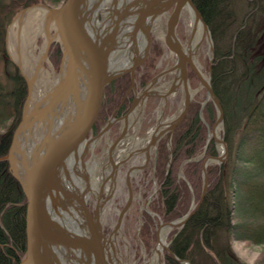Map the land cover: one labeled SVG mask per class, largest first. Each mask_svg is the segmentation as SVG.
<instances>
[{"label":"trees","instance_id":"1","mask_svg":"<svg viewBox=\"0 0 264 264\" xmlns=\"http://www.w3.org/2000/svg\"><path fill=\"white\" fill-rule=\"evenodd\" d=\"M64 1L0 0V60L10 64L6 35L17 12L38 2L56 7ZM193 2L214 42L212 86L224 109L229 155L225 163L207 166V195L188 222L170 232L169 250L164 249L161 263L183 264L176 255L191 264H245L235 254L232 241L264 245V0H246L241 19L234 0ZM53 46L51 59L58 68L63 53L59 43ZM156 50L161 54L157 43L143 69L149 68ZM7 70L12 87L0 81V157L9 151L28 94L27 82L18 68ZM130 84V75L113 81L106 89L104 107L118 104ZM205 98L196 97L191 102L170 139L171 148L169 137L159 146L156 178L160 188L142 213L139 232L148 256L157 243L159 224L184 216L192 202L199 201L203 162L219 154L215 140L209 137L218 112L212 100L202 109ZM102 121L99 118L97 128ZM236 130L239 133L233 142ZM26 203L27 196L9 162L0 161V264H19L25 254ZM259 262H264V255Z\"/></svg>","mask_w":264,"mask_h":264},{"label":"water","instance_id":"2","mask_svg":"<svg viewBox=\"0 0 264 264\" xmlns=\"http://www.w3.org/2000/svg\"><path fill=\"white\" fill-rule=\"evenodd\" d=\"M141 1L144 2L139 7ZM123 2L124 6L118 11L121 1L110 0L107 12L101 8L107 0H65L56 7L39 3L17 12L7 28L6 41L11 38L12 26L19 18L34 8H41L45 12L46 24L43 32L47 36L44 59L47 58L53 41L60 42L63 53L60 71L55 80L45 94L36 98H34L36 76L29 77L22 71L21 61L18 64L27 82L28 94L9 151L5 156L0 157V161L9 162L13 175L19 180L27 196V246L19 264H65L58 260L56 253L51 251L54 247L65 251L68 264H71L72 259L84 264L85 253L88 255L86 264H122L118 258L116 259V253L119 254L118 251L116 252V235L133 201L131 187L133 169L128 172L129 198L119 213L113 233L106 236L101 214L105 203L111 197L109 192L107 198H103L102 190L107 177L103 179L101 189L97 193L98 205L96 212L93 213L89 200L91 194L96 193L89 187L87 175L85 177L88 181L87 185L80 189L81 178L76 168L82 165V169L86 170V155L91 142L94 141L91 133L101 114L107 85L125 73L134 75L136 68L146 61L153 40L151 23L154 20L159 21L171 7H174V10L168 16L166 41L178 55L175 68H180L187 96L183 111L171 122L169 130H173L184 119L194 95L198 92V90L193 92L190 88L187 76L189 64L196 71L207 91L202 109L209 100H212L217 108L218 118L209 137L214 138L221 152L218 156H208L204 160L203 189L199 201L193 203L184 216L160 224L154 252H157L161 228L166 227L170 232L175 227H183L204 201L209 188L207 166L212 162L222 163L228 157V145L218 133L219 128L224 124V109L214 92L211 70L207 77L196 61L185 54L184 47L176 34L183 11L191 9L199 22L203 23L209 45L214 46L209 26L193 0H125ZM100 14L103 16L102 20L99 18ZM129 16L135 17L133 34L140 30L146 43L141 56L129 68L116 73L110 69L113 48L117 43L116 29L123 25ZM110 22H113L115 30H108ZM99 23H107L105 30L99 31ZM51 29L54 30V34H51ZM199 43L200 41L197 47ZM105 45H108L106 49H104ZM213 60L214 56H211L210 68ZM81 82L87 86V95H84L83 99L78 97ZM167 95L168 93H165L163 97L166 98ZM37 122L43 124L40 148L35 150V153L27 152L26 149L18 151L21 136L27 131L30 134ZM169 146L171 148V142ZM116 169L117 166H114L109 175L113 186ZM159 188L150 196L143 210L147 209L149 201ZM72 218L74 222H79L81 233L75 230ZM164 249L169 250V243ZM162 254L161 251L157 253L156 264H162ZM174 257L183 264H191L189 260L181 259L176 255Z\"/></svg>","mask_w":264,"mask_h":264},{"label":"rangeland","instance_id":"3","mask_svg":"<svg viewBox=\"0 0 264 264\" xmlns=\"http://www.w3.org/2000/svg\"><path fill=\"white\" fill-rule=\"evenodd\" d=\"M39 3H42V2H38L33 5H36ZM233 6L238 14V18L241 19L246 9V0H234ZM172 11L173 10L171 9L170 13ZM42 13H43V10L41 8H34L30 11V13L28 14L26 18V24H25L26 35L25 36H22L20 34V29H19L18 24H14L12 26L14 28L13 29L14 40L10 38V39H7L6 41L7 58L9 59L10 64H6L4 60H0V81H2L3 84H5L7 88L12 87V84L7 76L8 75L7 68H9L10 71H13L15 70V67H16L21 72V69L18 66L19 61H21V68L25 74H27L29 77H33L34 75V72H35L34 62L36 61L37 58H40L41 55H43V52H44V49L47 43V36L42 31L41 24H40V21H41L40 18L42 16ZM14 16L12 17V20ZM99 18L100 20L103 19L102 14H100ZM190 22H191V19H190L189 12L187 10H184L179 20V23L177 25V29H176V33L179 34V37L184 43H187L189 39L191 38V28H190L191 23ZM34 27L36 28V30ZM165 28H166V24H164L161 28H157L156 25L154 26V30L156 29L157 32H162V33L165 32ZM50 32L51 34H54L53 29H51ZM23 38L26 39V43L24 42ZM152 38H153L152 46L155 43H157L159 45V48L162 49L161 54H159L158 50H156V52L153 54V59L149 64V65H152L151 67L152 72L156 74V73L161 72L163 69L169 66H172L173 63L175 62V57L173 53L168 49L165 41L162 40L163 38H161L159 34L155 33V31L152 32ZM31 43H33V46L30 49L29 45ZM57 43L60 44L59 41H53L52 45L53 44L56 45ZM18 46H21L22 51L19 50ZM152 46H151L150 53H149L150 55H152ZM54 47L55 46L53 47L51 46L49 54H48L49 57L45 58L43 61V66L50 73V77H51L50 84L55 80L54 78L59 73L60 66L62 63V60H61V63L59 64L58 68L54 65L53 60L51 59L52 50ZM61 49H62V46H61ZM213 51H214V46L212 47L209 45L207 37H206L198 51V60H199V63L202 69H204V72L207 76H209L210 57L213 56ZM31 55H34V57L31 58L32 62L31 61L29 62ZM43 75L44 74L41 72V75L36 76V79L34 81V98L39 97L40 95L42 96L48 90L49 85L44 84L43 86V80H44ZM169 79H170V76L169 75L166 76L161 82L156 84V87H161L166 82H169ZM193 87L194 89L198 88L197 80H193ZM206 94H207L206 90L202 88L196 94L197 95L196 97H198L199 99H202L203 97H206ZM150 99H153L151 103L152 105L150 106V108H148L149 112L144 113L145 115L144 123H143L144 125L153 124L154 121L150 122V120L153 118L155 120V118L158 116L157 114H159L158 112L161 110V107H159L160 99L157 97H150ZM146 104L148 105L149 102H146ZM154 108H156L155 111H153ZM180 108H181V105L179 104V100L174 99L170 103V108L165 114L166 117L168 119L175 117L178 114V111L180 110ZM116 127L117 129H119L120 124H117ZM212 128L209 130L210 133L212 132ZM137 130H138V127L134 126L131 129V132L135 133ZM218 133L222 138H224V134H225L224 124L223 126L219 128ZM238 133H239V130H236L234 137H233V142L236 141L238 137ZM115 136H116L115 133L110 134V137L113 140H115L116 138ZM210 138H213V137H210ZM107 141H108V138L106 135L100 137L97 140L96 144L93 145L92 150L88 151L86 155V161L88 165H93L94 163V162L91 163L88 161L92 157V155H95L97 159L101 160L96 174H94V176L92 177L93 181L98 180L97 177H99V179L101 178V184L103 182V179L101 177L102 166L104 164H107V158H106L107 155L103 153V151L107 148ZM216 145H217L218 153L220 154L221 152L220 146L217 143ZM120 153L121 152H118V154L116 155L117 159L119 158ZM226 160L222 163L212 162L210 164L218 163L221 165L225 163ZM137 161H138V158L132 159L128 165L124 164L121 167V169L115 173L114 186L112 185L111 179L109 178L110 174L108 173L107 175V180L102 190L103 198H107L109 192H111V197L105 203V207L101 214V222L103 224V228H104V232L106 236H109L110 234L113 233V230L117 224L119 213L121 212L122 208L124 207V205L126 204L129 198V188H128L127 179H126L127 172H128V168L134 165ZM134 175H135L134 181L139 186L137 188L133 187L134 198H133V201L131 203L129 210L125 214V217L123 219L120 229L117 231L116 248L119 253L118 255H120V257L122 258L125 264H156L157 254L154 252L155 247L153 248L151 254L148 256L145 252V247L143 243H141L139 240L140 239L139 232L143 224L142 222V213L144 211L143 209L145 208L146 203L149 200L150 196L155 192L156 189L159 188V184L151 182L150 185H148L147 187L146 186L143 187L140 183V177L142 173L138 172V173H135ZM146 192L149 194L147 198L143 197V193H146ZM97 202H98L97 194H91L89 205L93 213H94V209L96 207ZM193 203L194 202H192V204ZM147 210H148V205H147ZM159 227H160V224H159ZM169 234H168V237H169ZM168 237H167V243H169ZM157 242H158V239H157ZM232 245H233L235 254L245 264H264V262H259V258H261V256L264 255V245L249 243V242L240 241V240H233ZM137 253H139V255ZM151 258H153L152 262H150ZM59 260L62 263L68 264L66 263L65 259L63 261L62 257H60ZM75 262L76 261H74V263H71V264L79 263L78 261L76 263Z\"/></svg>","mask_w":264,"mask_h":264},{"label":"flooded vegetation","instance_id":"4","mask_svg":"<svg viewBox=\"0 0 264 264\" xmlns=\"http://www.w3.org/2000/svg\"><path fill=\"white\" fill-rule=\"evenodd\" d=\"M171 9L174 10V7H171L161 17L159 21H156L154 23V26L156 25L157 28H161L164 24H166L165 32L164 33L157 32L156 29L154 30V27L152 28V32L155 31V33L159 34L161 38H163L162 40L165 41L168 49L173 53L175 57V62L173 63L172 66H169L163 69L161 72L154 74V72H152L151 69L152 65H150L149 68L147 67L146 69L142 68L146 62L145 61L142 65L136 68L134 75L128 72L114 79L113 81L118 80L119 78H122L126 75H130L131 84L128 90L126 91L123 99L118 104L113 106V108H111L110 106L105 108L103 105L101 114L99 116V118L102 119L103 121L100 123L98 128L96 127L97 124L96 123L91 133V137L94 138V141L91 142L89 151L92 150L93 145L96 144L97 140L100 137L104 135L107 136L108 138L107 148L103 151V153L107 155L106 156L107 164L104 165L110 164V166H112V170L114 166H117L116 169L117 172L118 170L121 169V167L124 164L128 165L132 159L138 158V161L134 165L128 168V172L133 169L132 177H131L132 190L133 187L137 188L139 186L134 181L135 180L134 174L138 172L142 173L140 177V183L143 187L144 186L147 187L148 185H150L151 182L157 183L158 179L156 178V170H157V159L159 155L158 152L159 146L166 137H169V142H171L170 139L175 131V128L184 120L183 119L181 122H179L173 130H169V125L171 124V122L176 120L180 115V113L183 111L185 106V99L187 96L185 91V85L182 80V75L179 74L175 68L178 62V55L169 47L166 41L168 16L173 12L172 11L170 13ZM176 34L178 38L181 40L179 34L178 33ZM168 75L170 76L169 82H166L161 87H156V84L161 82ZM187 76L189 79L190 88L193 92L197 90L199 92L202 88L206 90V88L202 84L201 79L197 75L196 71L189 64L187 66ZM155 78H157L156 81L152 82ZM193 80L198 81V88L196 89H194L193 87ZM112 82H110L107 85V87ZM165 93H168L166 98L163 97V94ZM143 94L145 95L143 96ZM196 94L194 95L192 101L197 96ZM150 97H157L160 99L159 107H161V110L158 112L159 114H157L158 116L155 118V120L154 118L150 120V122L154 121L153 124L144 125L143 124L145 118L144 113L145 112L148 113L149 112L148 108H150V106L152 105L151 103L153 99H150ZM174 99L179 100V104L181 105V108L175 117L168 119L165 114L169 110L170 103ZM105 100H106V96H105ZM146 102H149V104L147 105ZM155 110L156 108L153 109V111ZM128 119H131L130 126L128 125ZM117 124H120L119 129H117L116 127ZM134 126L138 127V130L135 133H132L131 129ZM111 133H115L116 135L115 140L111 139L110 137ZM169 142H168V146H169ZM118 152L121 153L119 154L120 156L117 159L116 155L118 154ZM95 160L99 161V163L101 162V160L97 159L95 155H92V157L88 161L92 163ZM128 172L126 179L129 188ZM97 205L98 202L96 204L94 212H96L97 210Z\"/></svg>","mask_w":264,"mask_h":264},{"label":"bare ground","instance_id":"5","mask_svg":"<svg viewBox=\"0 0 264 264\" xmlns=\"http://www.w3.org/2000/svg\"><path fill=\"white\" fill-rule=\"evenodd\" d=\"M118 1H121L119 6L117 5L119 7V9H118V11H119L122 8V6H124L123 5L124 4L123 1H125V0H118ZM109 2H110V0L109 1L107 0V3L104 6L101 7V8H103L102 10H104L106 12L108 11ZM143 2L144 1H141V3L139 4V7L143 5ZM188 12L191 15V19H192L191 24H190L191 33H192L191 41H189L187 43H183L180 39L179 40H180L181 45L184 47L183 50H184L185 54L188 55V56H191V58L196 61L197 65L199 66V68L203 72V69H202V67H201V65L199 63V60H198V51H199L202 43L204 42L207 34L205 32V28L203 27V23L199 22L198 18L194 14V12L191 9ZM29 13H30V11L26 15H24L23 17L19 18L14 23V24H18L19 25L20 34L22 36L26 35L25 24H26V18H27ZM40 20H41L40 21L41 29L43 31L44 28H45V24H46L45 12L44 11L42 13V16H41ZM149 20H150V18L148 19V21ZM124 22L125 23H123V25H121L119 28L116 29V31H117V33H116V35H117V37H116L117 43L115 44V47L113 48V53H112L111 61H110V69H111V71L116 72V73L117 72H121V71L129 68L135 62V60L141 56L142 51H143V49L145 47V43H146V40L144 39V35L141 34L142 32L140 30H138L136 33L133 34V23L135 22V17L134 16L133 17L132 16L127 17ZM155 22H156V20H154V22L151 23V27L152 28L154 27V23ZM108 25H109L108 30L112 31L114 29L113 22H110ZM98 26H99V31L100 30H105V27H107V23H105V24L104 23H99ZM13 29L14 28L12 27V31H11V39L12 40H14ZM35 30H36V28H35ZM23 39H24V42L26 43V39L25 38H23ZM198 41H200V43H199V46L197 47ZM33 43H31L29 45L30 49L32 48ZM107 46L108 45H105L104 49H106ZM18 48H19V50H21V46H18ZM32 57H34V55H31V57L29 59V62L31 61ZM43 61H44V52H43V55H41L40 58H37L36 61L34 62V64H35V66H34L35 67V72H34L33 76L34 77L35 76H39V75H41V72H42L44 74L43 75L44 76L43 86H44V84H46V85H49V87H50L52 85V83L50 84V82H51L50 73L43 66ZM176 70H177V72L179 74H181L180 73V68H176ZM86 91H87L86 84L81 82L80 87H79V93H78L79 95H78V97H81L83 99L84 95H87ZM71 104H72V102H71ZM30 108H32V106H30ZM130 121H131V119H128V125L129 126L131 124ZM31 130H32V132H31L32 134L31 133L30 134L32 136L28 133V131L25 133V135L21 136V140H19L18 151L22 150V149H26L27 152L28 151H32L33 153H35L40 148V145H41V142H42V139H43V124L41 122H37V124ZM112 152H113V150H112ZM99 164L100 163L97 160L94 161L93 165H88V163L86 161V163H85L86 170L82 169V167H81L82 165H80V166L78 165L77 166L76 169H77V171H79V176L81 178V180H80V182H81L80 189L81 190L85 187V185H87V182L89 181L88 183H89V187L91 188V190L94 193H96V194L99 193V191L101 189V185H100L101 184V178L99 179V177H97L98 180H94V181H93V178H92L94 176V174H96L97 169L99 167ZM111 172H112V166H110V164L109 165H103L102 166V172H101L102 179L106 178L108 173L111 174ZM86 175L88 176V181L85 179ZM72 221H73V223L75 225L74 226L75 230L76 231L78 230V232L81 233L82 230L79 228L80 227L79 222H74L73 218H72ZM169 233L170 232L167 230L166 227L161 228L160 237H159V243H158V246H157V249H156L157 252H155L156 254L158 252H160V251L163 252L164 246L167 244V237H168ZM51 251L57 254L58 260H59L60 257H62L63 261H64V259L66 261L67 257L64 255V253H65L64 250L54 247V248H51ZM116 252H117V250H116ZM79 255H80V253H79ZM87 257H88V255L86 253L83 254V260H84L83 262H84V264H86V262H87ZM117 258L119 259V261L122 264H125L123 262L122 258L120 257V255H118L116 253V259ZM74 261H76V262L78 261L79 262V260H77V259H75V260L72 259L71 263H74ZM152 261H153V258H151L150 262H152ZM77 264H81V262H79Z\"/></svg>","mask_w":264,"mask_h":264}]
</instances>
